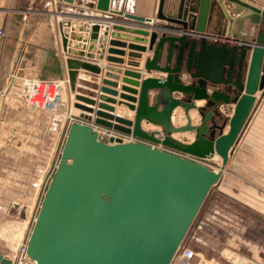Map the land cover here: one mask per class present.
Listing matches in <instances>:
<instances>
[{"label":"water","instance_id":"water-1","mask_svg":"<svg viewBox=\"0 0 264 264\" xmlns=\"http://www.w3.org/2000/svg\"><path fill=\"white\" fill-rule=\"evenodd\" d=\"M110 1L97 0L96 9L131 24L112 23L109 33L108 24L59 27L81 122L67 129L26 242L35 264H171L264 90L262 7L171 0L164 10L158 0L153 22L110 11ZM203 33L235 43L191 36ZM92 125L131 140L101 141ZM184 134L191 140L177 138ZM214 156L218 171L202 162ZM0 264L11 261L0 255Z\"/></svg>","mask_w":264,"mask_h":264},{"label":"crops","instance_id":"crops-1","mask_svg":"<svg viewBox=\"0 0 264 264\" xmlns=\"http://www.w3.org/2000/svg\"><path fill=\"white\" fill-rule=\"evenodd\" d=\"M120 1H122L121 10L156 21L158 0H115L114 5L119 6ZM169 1L171 0H165L164 10L167 9ZM247 1L264 9V0ZM96 2L97 0H75L74 4L70 5L59 0H0V29L5 33L4 37L0 36V212L8 211L9 207L15 212H20L21 209L31 211L54 161L55 140H62L70 125L66 118L68 110L66 114L61 111L34 109L24 111L8 105L2 94L11 82L9 77L15 74L17 77L48 81L67 79L64 62L68 55L62 51L59 35L60 24L64 21L71 24H108V33L111 31L112 23L131 24L115 15L106 18L96 9ZM111 2L112 0L109 9L112 6ZM127 2L130 4L129 8H125ZM162 32L163 30H160L158 34ZM74 33L84 34L77 30ZM90 34L88 32V40ZM109 39L108 35L107 40ZM208 43L212 42L208 41ZM90 62L99 64L100 61ZM78 73L84 80H91L93 76L82 69ZM143 76L159 75L144 73ZM64 93L68 97L72 93L68 83ZM202 104L201 101L197 103L198 106ZM79 114L80 110L72 108V115L79 119ZM121 114L130 117L125 113ZM230 115L231 109L225 113L227 117ZM174 122L184 123L182 119L177 121L175 118ZM142 127L147 130L153 129L144 123ZM226 130L227 127L224 132ZM190 140L191 138L186 139L187 142ZM214 161L220 167V159L208 160L206 164ZM218 167L210 168L218 171ZM51 177L52 175L50 179ZM241 181L244 182V187L248 188L247 191H252L249 193L250 196H264V90L256 94L254 108L232 148L225 171L206 197L209 199V205L205 214L214 212L218 204H221L222 198L230 195L228 192L231 189L230 185ZM23 197L29 199L23 200ZM6 198L20 199L19 201L11 199L12 203L10 201L6 203L8 202ZM260 207L259 210L254 209L264 216V205ZM18 226L22 227L21 224ZM195 248L197 251L195 259L197 260L198 257L203 259L204 254L197 247ZM0 255L7 257L2 251ZM254 260L264 259L261 256Z\"/></svg>","mask_w":264,"mask_h":264},{"label":"rangeland","instance_id":"rangeland-1","mask_svg":"<svg viewBox=\"0 0 264 264\" xmlns=\"http://www.w3.org/2000/svg\"><path fill=\"white\" fill-rule=\"evenodd\" d=\"M63 100L67 105L70 104V98L65 93ZM67 110L68 107L59 111L66 114ZM65 136L66 132L62 140H55L54 161L31 211L30 209L27 211L21 209L20 213L19 211H11L9 207L8 211L0 212V251L12 260H16L20 248L27 242L43 193H45L50 176L59 162ZM177 138L186 141V139L191 138V135H179ZM209 166L216 168L218 164L214 161L208 163ZM232 184V186L230 185L231 189L228 190L230 195H225L222 198L221 204H218V208L214 210L217 213L213 219H211L213 212L205 214L209 199L205 200L184 240L185 242L192 241L193 245L204 254L203 259L206 261L214 259L223 264H264V260H254L261 256L264 259V216L254 209L259 210L260 205H264V196H250L249 193L252 191H247L248 188L244 187L242 181ZM11 199H18L19 201L20 198H6L8 201L6 203L9 201L12 203ZM22 199L27 200L29 198L23 197ZM253 221L254 223H252ZM19 224H21V228H19ZM199 226L200 228H198ZM175 263L176 259L174 258L171 264Z\"/></svg>","mask_w":264,"mask_h":264},{"label":"built area","instance_id":"built-area-1","mask_svg":"<svg viewBox=\"0 0 264 264\" xmlns=\"http://www.w3.org/2000/svg\"><path fill=\"white\" fill-rule=\"evenodd\" d=\"M111 3L112 6H110L109 9L110 11H112L114 7L115 0H112ZM129 6L130 4L129 2H127L125 8H129ZM24 18H26V15L24 16ZM0 36L1 37L5 36V33L2 29H0ZM191 36L197 39L205 38L207 41L214 42L216 44L235 43L232 39H228L223 35H212L208 33H203L196 35L192 34ZM9 79L11 82L2 95L5 102H7L8 105H10L11 107L24 111L34 109V110H47L51 112H56L59 111L60 109L68 107L69 112L66 118L68 119L69 123L81 122L80 119L72 115V108H74L73 104L75 101L74 94L71 93L69 95L70 98L69 105H67L66 102L63 100L64 88L66 86V83H68L67 79L48 81L39 78L17 77L15 76V74H11ZM92 126L97 131L98 139L101 141H107L108 138L110 137H114V138L117 137L122 139L123 141L131 140L130 136L121 135L113 130L104 129L102 127H98L95 125ZM206 161L208 160L202 162L206 164ZM216 213H217L216 211L213 212V214L211 215V219L215 218ZM198 228H200V226ZM196 256H197V251L192 241L185 242V240H183L174 256V258L176 259L175 264H223L218 260L212 259L206 261L201 257H198L196 260L195 259ZM13 261L14 264L35 263L26 254V244L20 248L16 260Z\"/></svg>","mask_w":264,"mask_h":264},{"label":"bare ground","instance_id":"bare-ground-1","mask_svg":"<svg viewBox=\"0 0 264 264\" xmlns=\"http://www.w3.org/2000/svg\"><path fill=\"white\" fill-rule=\"evenodd\" d=\"M121 8H122V1H120V5L119 6H115L114 5V7H113V9H112V11L113 12H119L120 10H121ZM191 117H192V115H191ZM125 142V141H124ZM217 159H220L219 157H217V156H214L212 159H209V161H213V160H217ZM220 163H221V159H220ZM220 168V167H219ZM51 180V179H50ZM4 258H7V259H9L10 261H11V264H14V261L12 260V259H10V258H8V257H5V256H3ZM33 264H35V263H33Z\"/></svg>","mask_w":264,"mask_h":264}]
</instances>
